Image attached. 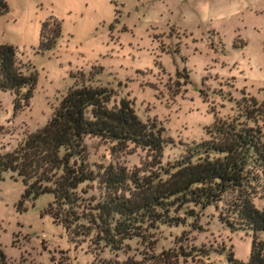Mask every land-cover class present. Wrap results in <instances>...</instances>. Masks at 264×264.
<instances>
[{"label":"rangeland","instance_id":"rangeland-1","mask_svg":"<svg viewBox=\"0 0 264 264\" xmlns=\"http://www.w3.org/2000/svg\"><path fill=\"white\" fill-rule=\"evenodd\" d=\"M3 1L0 45L15 48L17 64L35 73V85L27 105L20 102L16 111L14 93L0 91V153L41 128L80 81L110 91L108 106L128 100L138 119L163 129L165 140L156 164L131 144L111 150L112 142L83 138L87 168L97 177L75 191V225H81L72 228L76 234L46 214L50 194L21 199V181L3 173L4 264H228L229 253L246 263L251 237L227 226L233 218L230 193L203 209L169 198L140 211L128 223L131 236L116 249L86 229L107 200L100 177L108 165L138 183L163 180L208 138L204 128L214 117L237 116L249 101L264 104V0ZM52 20L59 35L52 48L40 52V26ZM256 124L264 140L263 121ZM136 191L127 180L117 194L132 199ZM253 204L260 208L264 202L254 198Z\"/></svg>","mask_w":264,"mask_h":264},{"label":"trees","instance_id":"trees-1","mask_svg":"<svg viewBox=\"0 0 264 264\" xmlns=\"http://www.w3.org/2000/svg\"><path fill=\"white\" fill-rule=\"evenodd\" d=\"M6 12L7 5L0 0V15ZM48 22L40 26V52L52 48L59 35V24L52 20L48 27ZM15 56L13 46L0 45V91L14 93V111L21 108L20 102L27 105L35 85V73L22 69ZM110 97L111 92L103 87L75 83L41 128L25 134L11 152L0 153V180L5 172L18 178L23 185L21 199L50 194L46 214L73 234L72 228L81 227L75 225L79 219L74 211L75 191L79 184L97 177L86 165L85 136L112 142L111 150L131 144L145 150L156 164L165 144L161 127L138 119L128 100L108 106ZM249 104L237 116L214 117L204 128L208 138L195 145L190 156L174 165L172 171H166L163 180L156 176L138 183L122 168H104L100 182L108 192L107 200L88 220L86 232L91 231L95 240L116 249L120 240L131 236L128 223L140 211L160 206L169 198L181 206L191 204L203 209L230 193L233 218L227 226L231 231L249 232L251 242L246 263L237 262L231 253L227 263L264 264V205L257 208L253 204L254 198L264 202V140L256 124L261 120L264 125V104ZM127 180L136 184L132 199L117 194ZM4 263L0 249V264Z\"/></svg>","mask_w":264,"mask_h":264}]
</instances>
